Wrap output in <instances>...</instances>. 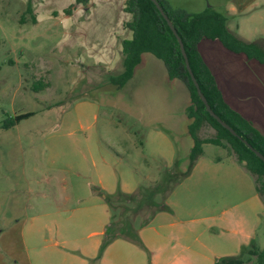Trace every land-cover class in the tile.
<instances>
[{
  "label": "crops",
  "instance_id": "crops-1",
  "mask_svg": "<svg viewBox=\"0 0 264 264\" xmlns=\"http://www.w3.org/2000/svg\"><path fill=\"white\" fill-rule=\"evenodd\" d=\"M3 1L8 4L17 0ZM59 1L20 0L22 7L17 10L19 28L23 29L28 24L39 26L47 21L49 30H52L54 26L60 25L64 18L73 16L76 10L71 14H64L65 8H57L56 4ZM69 1L75 3V0ZM168 1L174 7L193 13L212 7L227 17V27L237 38L245 42H256L264 49V28L262 30L259 28L260 25H264V0ZM125 2L126 0H90L87 6L89 9H85V14L93 26L86 39L80 37L79 21H76L75 25L74 23L65 25L63 31L71 36L67 50L77 52L71 54V58L93 59V66L105 67L109 72L116 66L117 72H111L112 74L123 71L122 42L133 35L132 31L124 26L125 21L131 18V14L124 10ZM30 3L32 12L28 13ZM254 23L256 26H253ZM80 49L87 52V55L82 54L83 58L79 57ZM199 50L204 62L214 74L224 100L264 134V63L256 58H249L243 52L229 49L219 39H202ZM24 51L23 48L20 54L22 55ZM12 52H17L15 44L12 45ZM17 62L18 60H10L12 64ZM55 65L59 68L56 73L62 72V60L55 61ZM40 70L53 73L51 68L43 65L34 69L32 77L38 76ZM92 87L87 86L82 91ZM34 91L42 90L39 88ZM111 91L109 94L116 99V103L112 104L114 111L120 112L124 117L126 115L128 121L123 122L121 116L112 119L110 114L105 112L107 120L99 125V129L98 119L102 115V106L91 102L89 96L76 98L78 103L75 108L82 109L83 106L91 105L94 110L93 118L89 117V120L84 122L83 118L77 115L79 121L71 124L68 129V144L73 151L70 162L61 164L55 159L49 160L51 166L67 170L74 177L71 181V191L66 177L61 178L59 200L74 201L76 211L103 202L93 195L94 186L107 193H115L119 188V172H124L125 178L128 179L122 186L125 193L136 191L143 179L156 177L153 173L154 168L148 167L143 170L140 165L135 164L134 159L130 161L129 158H133L132 152H135L134 158L138 163L155 162L156 168L158 166L170 168L178 161L180 168L186 170L189 164L190 152L194 145L189 130L192 123V118L188 115V107L192 103L190 92L182 80L169 76L162 59L151 52L142 53L140 63L135 67L133 76L125 86ZM124 91H130L137 99L149 100L150 105L147 107H151L152 111L158 108L159 104L163 106L165 104L170 116L165 120L151 115L152 118L144 120L143 116L131 110L127 103L118 101L123 97ZM78 95L77 92L75 97ZM64 123L62 119L61 125ZM135 127L139 129L135 131ZM1 129L8 130L11 127ZM108 132L121 136L122 140H125L124 146L107 140L105 135ZM137 132L144 133L142 138H138ZM198 134L200 136L199 131ZM209 144L203 145L204 153L196 162L191 174L167 196L165 203L170 209L157 211L140 231L145 248L150 249V264H208L210 260L214 263V257L234 256L259 237L264 222V199L258 191L255 177L227 148L220 146L226 153L209 154L206 150ZM126 160L128 164L135 166L126 165L127 167L119 170V165ZM34 169L39 170L37 166ZM139 170L142 171L141 174ZM44 177L41 181L49 183L53 179H58V176L53 175ZM25 181L27 183V180ZM27 189L34 191L30 186ZM38 194L43 198L48 196L45 191ZM56 204L54 213L49 215L40 213L34 217L35 220L47 226L46 216L61 214L63 211V207L57 201ZM81 222L84 226L89 225L87 219ZM105 229L90 235L94 237L90 252L83 247L80 249V239L61 235L62 240H56L51 245L62 257L61 262L45 260L42 252H39L37 257L29 254L28 261L33 264H63V260H69L70 264H91V259H98V249L102 242L100 239L103 240ZM96 237L100 238L96 240ZM75 242H79V246L75 245ZM125 246H130L128 249L134 248L138 254L144 252L142 248L141 251H137L130 241L118 238L106 247L102 257L98 259L99 264H110L111 259L113 264H137V256L126 257L122 251L111 252L114 247ZM39 249L40 246L36 250ZM130 261L135 262L127 263Z\"/></svg>",
  "mask_w": 264,
  "mask_h": 264
},
{
  "label": "rangeland",
  "instance_id": "rangeland-1",
  "mask_svg": "<svg viewBox=\"0 0 264 264\" xmlns=\"http://www.w3.org/2000/svg\"><path fill=\"white\" fill-rule=\"evenodd\" d=\"M260 2L263 1L260 0ZM56 5L61 9L72 5V12L76 11L73 16L60 21L61 24L54 26L52 30H49L47 21L42 22L39 26L28 24L20 29L17 21V10L22 7L20 0L8 4L0 0V125L6 118L30 111L35 112L32 116L20 120L11 129L0 128V264H33L28 261L29 254L32 257H37L39 252L43 253L47 261L59 260L61 262L62 257L51 247L54 241L62 240L61 235L80 239V249L83 247L90 252L93 248L94 238L90 235L104 230L108 222L114 227L117 225V228H120L125 222L129 232L127 234L124 232L119 238L133 243V247H136L137 251H141V248L144 250L142 254H138L134 248L128 249L130 246H125L114 247L111 252L122 251L126 257L137 256V264H150V249L145 248L140 231L164 203L167 191H159L157 197L155 192L154 197L152 195L149 198L151 202L128 204L121 203L118 195L107 202L101 193L95 191L97 187L94 186L92 187L93 195L99 197L103 202L80 211L75 210L76 203L74 201L59 200L61 178L66 177L71 191V181L74 177L67 170L51 166L49 160L55 159L61 164L70 162L73 151L68 144V129L71 124L79 121L77 115L82 117L84 122H87L89 117L93 118L94 115L91 105H87L88 108L83 106L82 109L80 107L76 109L75 105L78 103L76 98L82 99L89 96L91 102L102 106V115L98 119L99 129V125L107 120L104 116L105 112H108L112 119H117L120 116L123 122L128 119L125 114L124 117L120 112L114 111L112 104L116 103V99L109 94V92L112 93L111 90L117 88L116 85L109 82L111 72H117V67L114 66L109 72L105 67L93 66V59L71 58V54L77 52L76 50L73 52L67 50L71 43V36L66 31L64 32L63 28L68 23L75 25L76 21H79L80 34L82 35L80 37L86 39L87 33L93 26L85 14V9H89V7L71 3L69 0H60ZM64 14L67 13L64 12ZM255 24L253 26H256ZM259 28L262 30L264 25H260ZM14 44L17 47L16 53L12 52ZM23 48L25 51L21 55L20 52ZM78 53H80V58L83 53L87 55L86 50L80 49ZM11 59L18 60V62L12 64L10 63ZM59 60H62V72L56 73L59 68L55 65V61ZM76 60L78 61L76 62ZM95 63L97 62L95 61ZM43 65L51 68L53 73L40 70L38 76L32 77L34 69L43 67ZM87 86L93 87L83 92L82 90ZM35 87L41 88L42 91H34ZM76 91L79 93L77 97H75ZM123 94L122 101L120 99L118 101L127 103L131 107L130 109L141 114L144 120L152 118L151 115L157 116L156 118H165V120L170 116L165 104L164 106L159 104L158 108L153 110L158 114L155 115L152 108L147 107L150 105L149 100L137 99L130 91H124ZM124 109L126 110V108ZM62 119L65 121L63 126L61 125ZM138 129L135 127V131ZM100 131L102 132V130ZM199 132L202 137H213L217 134L216 129L208 124L204 125ZM137 133L138 138H142L144 133ZM105 138L113 144L124 146L125 140L123 139V141L121 136L108 132ZM206 150L209 154L226 153L224 148L211 143L206 146ZM134 153L132 152L133 158H129L130 161L134 159L135 164L140 165L143 170L148 167L154 168L153 173L156 177L143 179L141 183L147 188V194H150V190H156L157 187H164L162 175L164 167L156 168L155 162L140 164L134 158L136 157ZM128 163L126 160L122 165H119V170L131 164ZM35 166L39 169L38 171L34 169ZM130 166L134 167L135 165ZM141 173L142 171L139 170V174ZM45 175L58 176V179H53L50 183L41 181ZM119 176L117 191L123 192L122 186L128 179L125 178L124 172H119ZM29 186L34 188L33 192L28 191ZM42 191L48 193L46 198L38 194ZM136 191L134 192L136 193ZM56 201L63 207L61 214L46 216L48 218L47 226H44L39 220H35L34 217L40 213L43 215L54 213V206H57ZM84 219L88 220L89 225H82L81 221ZM99 238L96 237V240ZM255 243L252 247L253 250L264 249V222ZM74 244L79 246V242ZM38 246L40 249L42 248V251L36 250ZM100 248L101 245L98 249L99 253ZM241 252L239 251L233 257H239ZM223 257L227 256H216L214 263L210 260L208 264H216ZM98 259H91V264H99ZM243 259V264L258 263V257L250 255V253H247ZM35 260L38 261V259ZM132 262L135 261L127 263ZM70 263L69 260H63V264ZM110 264H113V259L110 260Z\"/></svg>",
  "mask_w": 264,
  "mask_h": 264
},
{
  "label": "trees",
  "instance_id": "trees-1",
  "mask_svg": "<svg viewBox=\"0 0 264 264\" xmlns=\"http://www.w3.org/2000/svg\"><path fill=\"white\" fill-rule=\"evenodd\" d=\"M158 1L173 22L184 43L192 70L209 104L225 122L235 129L238 135L232 134L207 110L187 69L178 38L156 4L152 0H126L124 10L131 14V18L125 21L124 26L131 30L133 35L132 38L124 39L122 42L124 54L123 71L118 74H111L109 82L118 88L125 86L133 76L135 67L140 63L144 52H151L162 59L169 76L171 78H179L189 89L192 101L188 107V115L192 118L189 130L194 139V145L190 152L189 164L186 170L180 168L178 161L170 168L164 167V173L162 174L164 187L160 186L156 190H150V194H147V188L143 184L140 185L136 193L117 191L118 193H113V195L102 191L98 187L95 188V191L101 193L107 202H110L111 198L118 195L121 203L133 204L134 202H139V204H142L151 202L149 198L152 195L154 197L155 192L157 197L159 191H167L166 200L174 188L191 174L196 162L204 153L203 145L211 143L227 148L238 162L244 165L246 170L255 177L258 191L264 199V161L244 142V140H247L250 145L264 154V134L224 100L214 74L202 58L199 43L204 38L219 39L229 49L243 52L249 58H256L263 63L264 49L256 42H245L237 38L227 27V17L212 7H208L202 12L193 13L186 9L172 6L168 0ZM89 2L90 0H75L76 4L84 6H88ZM71 6L65 8L64 12L71 14ZM27 12H32L31 3ZM38 89L39 87H35V90ZM33 114L34 112H27L6 118L0 128H10L20 120ZM206 124L216 129L217 134L215 136L205 138L199 136L198 131ZM168 209L170 208L164 201L157 211ZM152 217L153 215L150 219ZM124 232L125 234L129 232L128 225L125 222L120 228H117V225L114 227L113 224L109 223L105 229L98 258H100L105 248L113 240L122 236L121 234ZM255 242L256 240L254 239L248 246H244L239 257H223L216 264H243V257L247 253L258 257L257 264H264V249L253 250L252 247L256 244Z\"/></svg>",
  "mask_w": 264,
  "mask_h": 264
},
{
  "label": "water",
  "instance_id": "water-1",
  "mask_svg": "<svg viewBox=\"0 0 264 264\" xmlns=\"http://www.w3.org/2000/svg\"><path fill=\"white\" fill-rule=\"evenodd\" d=\"M156 6L158 7V9L161 11V13L163 14V16L165 17V19L167 20L169 26L171 27V29L173 30L174 34L176 35V37L178 38V41H179V44H180V47H181V51H182V54L185 58V62H186V66H187V69L191 75V78L197 88V91H198V94L200 96V98L202 99V101L204 102V104L206 105V108L207 110L209 111V113L215 118L217 119L225 128H227L232 134L234 135H238L237 132L235 131L234 128H232L227 122H225L211 107V105L209 104L208 102V99L206 98L205 94L203 93V91L201 90L200 88V84L199 82L197 81V78L195 77V74L192 70V67L190 65V62H189V58H188V55H187V52L185 50V46H184V43L182 41V39L180 38L173 22L171 21V19L169 18V16L165 13L164 9L162 8V6L160 5L159 1L158 0H152ZM244 142L264 161V154L261 153L259 150L255 149L252 145H250L248 143L247 140H244Z\"/></svg>",
  "mask_w": 264,
  "mask_h": 264
}]
</instances>
